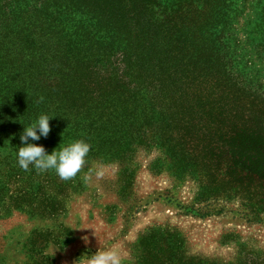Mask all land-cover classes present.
Here are the masks:
<instances>
[{
  "label": "trees",
  "instance_id": "trees-1",
  "mask_svg": "<svg viewBox=\"0 0 264 264\" xmlns=\"http://www.w3.org/2000/svg\"><path fill=\"white\" fill-rule=\"evenodd\" d=\"M237 1L0 0V146L7 157L16 158L24 125L43 113L54 117L49 135L29 142L48 153L64 139H84L94 156H126L155 127L172 168L197 184L195 204L237 199L258 218L264 91L244 85L224 50ZM77 14L87 17L86 27ZM156 231L139 238L137 264H213L188 256L178 233L159 230V240Z\"/></svg>",
  "mask_w": 264,
  "mask_h": 264
},
{
  "label": "rangeland",
  "instance_id": "rangeland-1",
  "mask_svg": "<svg viewBox=\"0 0 264 264\" xmlns=\"http://www.w3.org/2000/svg\"><path fill=\"white\" fill-rule=\"evenodd\" d=\"M232 11L225 53L245 86L264 91V0H238ZM86 18L76 15L84 26ZM150 107L158 123L160 115ZM174 129L177 135V123ZM146 130V143L126 156L88 153L85 166L67 181L51 170L20 173L17 159L0 146V264H80L85 253L113 246L124 264H137V242L153 230L159 240V230L178 233L188 256L209 263L264 264V213L255 218L237 199L195 204L197 184L172 168L156 143L158 129ZM191 207L211 213L198 217ZM50 244L58 249L54 255Z\"/></svg>",
  "mask_w": 264,
  "mask_h": 264
},
{
  "label": "clouds",
  "instance_id": "clouds-1",
  "mask_svg": "<svg viewBox=\"0 0 264 264\" xmlns=\"http://www.w3.org/2000/svg\"><path fill=\"white\" fill-rule=\"evenodd\" d=\"M54 118L46 113L40 114L28 125H24L20 141L22 146L16 149L17 164L25 171L34 168L38 173L54 171L62 180L74 178L86 164V157L91 145L84 139H77L66 144L60 143L51 153L43 145L31 143L39 141L41 137L47 138L50 128V119ZM97 176H103V171H98ZM87 244L88 238H82ZM53 255L58 250L55 244H50ZM80 264H124L120 250L111 248H98L94 253H85L80 257Z\"/></svg>",
  "mask_w": 264,
  "mask_h": 264
}]
</instances>
